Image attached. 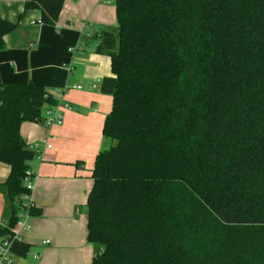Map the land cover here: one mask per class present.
I'll return each mask as SVG.
<instances>
[{"label":"trees","instance_id":"16d2710c","mask_svg":"<svg viewBox=\"0 0 264 264\" xmlns=\"http://www.w3.org/2000/svg\"><path fill=\"white\" fill-rule=\"evenodd\" d=\"M65 0H24L55 26ZM117 28L87 198L91 264H264V0H115ZM22 17V16H21ZM20 17V19H21ZM19 19V20H20ZM18 23L0 16V51ZM58 101L42 85L0 84V184L11 238L37 153L21 136ZM111 142V143H112ZM42 212L29 205L30 217ZM32 246L14 242L27 257Z\"/></svg>","mask_w":264,"mask_h":264},{"label":"crops","instance_id":"0c3cea01","mask_svg":"<svg viewBox=\"0 0 264 264\" xmlns=\"http://www.w3.org/2000/svg\"><path fill=\"white\" fill-rule=\"evenodd\" d=\"M0 16L18 23L0 51V84L42 85L71 107L62 112V125H21L26 144L39 145L40 158L30 163L33 190L26 202L42 214L31 217L22 241L32 249L25 258L14 255L15 264H91L86 204L95 158L108 144L103 124L112 108V96L102 94L100 84L113 76L110 57L96 53L97 31L117 28L115 0H65L55 26L40 24V12L25 11L24 0H0ZM10 170L0 163V184ZM7 204L0 189V223Z\"/></svg>","mask_w":264,"mask_h":264},{"label":"built area","instance_id":"2783aa9c","mask_svg":"<svg viewBox=\"0 0 264 264\" xmlns=\"http://www.w3.org/2000/svg\"><path fill=\"white\" fill-rule=\"evenodd\" d=\"M77 89H80V87H76ZM70 104L66 102H58L55 106H45L44 112L45 114L42 115V124L46 126L47 128L53 127L55 125H62L64 118H63V111L64 110H70ZM32 150H34L37 153L36 158H40L39 155V145H32L30 146ZM48 149L51 148V146L47 147ZM26 187L29 190H33V184L32 179L27 178L25 180ZM30 196H24L22 197L23 200V206L21 208V212L18 215V222L14 229L13 236L11 238L7 239H1L0 240V264H15L14 261V255L12 253V245L14 242H21L23 238V234L25 232L30 231L31 224L30 220L31 217L29 215V205L30 203L26 202V199ZM49 241H44V244L48 245ZM35 258H39V256H35Z\"/></svg>","mask_w":264,"mask_h":264},{"label":"rangeland","instance_id":"374dc122","mask_svg":"<svg viewBox=\"0 0 264 264\" xmlns=\"http://www.w3.org/2000/svg\"><path fill=\"white\" fill-rule=\"evenodd\" d=\"M100 30H101V29H100ZM100 30L97 31V36H98V33H99ZM43 111H44V110H43ZM111 142H112V141L108 140V144L105 145L104 149H109L110 145H111V144H114V142H112V143H111Z\"/></svg>","mask_w":264,"mask_h":264}]
</instances>
